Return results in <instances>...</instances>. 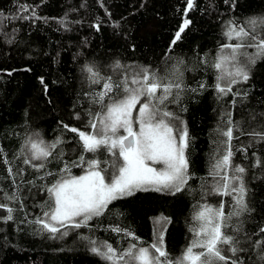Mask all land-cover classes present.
Segmentation results:
<instances>
[{
  "label": "trees",
  "instance_id": "obj_1",
  "mask_svg": "<svg viewBox=\"0 0 264 264\" xmlns=\"http://www.w3.org/2000/svg\"><path fill=\"white\" fill-rule=\"evenodd\" d=\"M260 17L264 0H194L191 10L187 0H0V204L14 209L13 219L5 222L8 213L0 208V264H108L82 236L123 251L133 243L148 247L161 232L169 257L181 256L193 238L189 228L196 206L223 203L226 214L232 211L231 197L207 194L213 183L209 168L214 153L223 152L220 130L228 127L229 118L234 127L232 163L246 169L249 211L230 221L239 231L225 229L243 252L233 256L225 247L224 254L229 264L233 259L264 264V141L250 135L264 132V58L249 65L250 79L226 96L215 89L218 73L212 67L229 42L223 35L229 21L245 25ZM185 20L190 23L173 44ZM246 50L255 53L254 48ZM117 61L147 66L160 75L174 65L180 68L183 91L177 102L166 101V108L187 127L191 178L175 195L147 191L116 200L88 227L52 239L33 221L50 203L47 189L60 178L65 163L71 165L82 154L78 135L64 126L90 131V113L100 110L93 98L102 84L92 83L84 68L95 66L106 75ZM30 137L45 144L62 141L41 170L24 163L31 155L25 146ZM83 157L87 161L93 154ZM95 158L114 159L103 148ZM71 174L82 175L84 169L71 167ZM257 242H262L260 248Z\"/></svg>",
  "mask_w": 264,
  "mask_h": 264
},
{
  "label": "snow or ice",
  "instance_id": "obj_2",
  "mask_svg": "<svg viewBox=\"0 0 264 264\" xmlns=\"http://www.w3.org/2000/svg\"><path fill=\"white\" fill-rule=\"evenodd\" d=\"M193 7L194 0H187V9ZM189 23L184 21L173 44L180 39ZM223 35L229 42L221 46L212 67L218 73L215 89L221 96H226L232 94L233 86L250 79L249 65L264 58V17L249 18L245 25L229 21ZM246 48H254L255 53L250 55L243 51ZM84 71L92 83L102 84V91L93 98V103L98 104L100 110L90 113L91 118L87 122L90 131L64 126L78 135L82 154L71 165L65 163L60 178L47 189L50 203L43 209L42 216L33 221L52 239L67 236L69 230L88 227L89 221L103 216L116 200L147 191L175 195L184 190L191 178L188 172L190 139L187 127L176 113L166 108V101L172 98L171 102H177L179 93L183 91L180 68L174 65L165 75H160L147 66L123 65L117 61L111 66L110 74L102 75L98 67L89 65ZM174 90L177 91L173 98ZM227 124L225 130H220V135L225 138L220 142L223 152L214 153L209 168L208 175L213 183L208 185L207 194L231 197L234 202L231 213H225L223 203L219 206L206 203L196 206L192 217L194 224L189 228L193 238L181 256L174 260L164 248L162 232L148 247L133 243L123 251L109 243L98 244L96 240L82 236L81 239L91 246L90 251L108 264H229V257L224 254L225 247L233 256L243 249L237 247L239 241L225 229L232 227L239 231V227L230 221L233 217L238 219L249 209L244 183L246 169L232 163L234 127L231 118ZM250 135L264 141V132L253 131ZM60 143L62 141L57 140L45 144L42 139L30 137L25 146L31 155L24 163L37 170L43 169V162L52 156ZM101 148L114 159L102 161L95 158ZM83 153H92L93 158L85 161ZM71 167L83 168L84 174L72 175ZM109 167L111 173L108 172ZM6 198L16 199L15 196ZM0 208L8 213L5 222L11 221L14 209L4 204H0ZM112 230L138 240L131 232L120 228ZM260 232L264 233V228ZM262 242H257L255 247L260 248ZM261 253L260 259L264 261V249ZM231 264H238V260H231Z\"/></svg>",
  "mask_w": 264,
  "mask_h": 264
},
{
  "label": "rangeland",
  "instance_id": "obj_3",
  "mask_svg": "<svg viewBox=\"0 0 264 264\" xmlns=\"http://www.w3.org/2000/svg\"><path fill=\"white\" fill-rule=\"evenodd\" d=\"M243 51H246L247 53H249L246 49H243ZM250 54V53H249ZM243 59V57L241 58ZM157 167H160L159 165H157Z\"/></svg>",
  "mask_w": 264,
  "mask_h": 264
},
{
  "label": "bare ground",
  "instance_id": "obj_4",
  "mask_svg": "<svg viewBox=\"0 0 264 264\" xmlns=\"http://www.w3.org/2000/svg\"><path fill=\"white\" fill-rule=\"evenodd\" d=\"M244 246V245H243ZM239 247V246H238ZM243 252V251H242ZM255 259V258H254ZM247 261V260H246Z\"/></svg>",
  "mask_w": 264,
  "mask_h": 264
}]
</instances>
